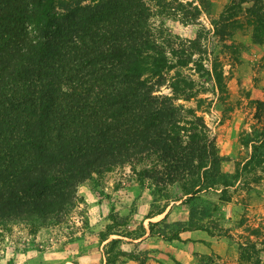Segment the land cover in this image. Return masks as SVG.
Wrapping results in <instances>:
<instances>
[{"label":"trees","instance_id":"trees-1","mask_svg":"<svg viewBox=\"0 0 264 264\" xmlns=\"http://www.w3.org/2000/svg\"><path fill=\"white\" fill-rule=\"evenodd\" d=\"M250 1L264 44L261 0ZM152 16L146 0H0V226L59 223L80 183L134 159H150L141 173L156 185L182 182L187 203L219 184L224 158L204 118L177 103L198 92L190 74L171 73L188 65L186 41L163 36ZM212 76L226 93L223 71ZM256 117L250 171L264 166V101Z\"/></svg>","mask_w":264,"mask_h":264},{"label":"rangeland","instance_id":"rangeland-1","mask_svg":"<svg viewBox=\"0 0 264 264\" xmlns=\"http://www.w3.org/2000/svg\"><path fill=\"white\" fill-rule=\"evenodd\" d=\"M146 1L163 36L177 46L186 41L188 65L171 73L190 74L198 92L177 103L204 118L224 158L219 184L187 203L182 182L156 185L142 175L150 159L114 165L79 184L61 222L38 230L26 222L0 226V264H264V166L244 167L257 146L245 140L263 127L256 112L264 101V44L254 39V2ZM258 6L264 33V0ZM195 39L198 49L190 45ZM214 67L223 71L224 94ZM160 93L172 95L166 86Z\"/></svg>","mask_w":264,"mask_h":264}]
</instances>
